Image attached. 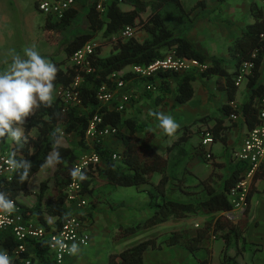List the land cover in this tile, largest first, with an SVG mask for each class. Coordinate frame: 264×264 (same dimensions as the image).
Wrapping results in <instances>:
<instances>
[{"label":"crops","instance_id":"0c3cea01","mask_svg":"<svg viewBox=\"0 0 264 264\" xmlns=\"http://www.w3.org/2000/svg\"><path fill=\"white\" fill-rule=\"evenodd\" d=\"M180 1L186 12H192L188 19L180 21L179 27L175 30L190 40L198 50L208 57L205 63L207 68L213 63V57L219 58L223 60L221 67L227 74H213L205 78L197 76L192 82L193 96L185 103H180L177 100L178 82L171 77L163 76L161 72L156 74L153 79H148L140 77L134 71V66H128L119 71V74L123 78L130 75V78L126 79L128 81L126 91L132 97L123 110L124 118L147 124L146 129L153 133L151 144L153 149L168 161L165 171L169 177V184L166 188L167 196L172 200L189 203L209 198L210 192L222 191L226 179L232 172L240 171V174H243L245 164L236 158V153L241 149L248 131L252 128L250 123L253 122V118L248 119L243 114V105L248 102L252 93L249 79L253 72L240 85L235 84L236 91L233 100L229 98L230 80L227 75L235 81L239 67V54L235 48L249 26L255 22L253 9H260L261 0H207L204 8H195L197 0ZM34 7L39 11L37 0L34 1ZM75 7L79 8L80 13L81 7L79 5ZM124 9L129 8L124 6ZM25 21L29 26L30 19L26 18ZM46 21L47 15L40 27L46 35H50L52 33L45 28ZM29 29L33 30L30 26ZM62 32L59 34L55 32L56 37L61 38ZM95 42L97 41L95 40ZM97 43L98 45L102 44V56H104V51L111 50V53L116 44L113 40L109 43ZM65 58L66 53L58 63L64 61ZM204 70L193 69L190 71L200 73ZM149 82L155 84L154 90L146 89V84ZM258 84L264 85V57L259 67ZM263 95H257L254 98V105L258 106L259 99ZM55 97H57L56 92ZM232 103L236 107L232 106ZM227 104L231 108V114H237V119H232L231 114L223 109V106ZM154 113L171 116L178 125L175 133L171 136L166 135L159 128V121L153 115ZM189 124L192 126L189 129L188 140L178 143L177 141L184 134V130L178 129ZM124 130L128 132L127 128ZM207 131L212 134L218 133V138L210 147L202 145L203 135ZM37 133V129H33L30 135L36 137ZM67 135L74 142L72 144L64 143L63 137H61L59 144L62 146L72 145L77 148L76 143L79 139L75 138L73 134ZM144 135V131L137 133L140 138H143ZM86 137L89 149H94L95 140ZM191 139H194L192 144L187 146ZM219 142L223 144L220 152L216 149ZM1 144L11 149L16 145L14 143L7 144L6 138L2 139ZM24 144L25 142L22 145ZM102 146L119 154L125 149L124 141L118 135L105 137L102 140ZM79 148L81 152L78 153V157L85 152L82 147ZM207 149H210L213 154L211 160H207L204 156ZM49 156L55 159V152H51ZM121 162V160L116 161L117 165H121ZM106 164V159L102 158L99 167H105ZM196 164L202 165L201 171L203 172H199L195 168ZM204 164L208 167L206 168ZM57 167V164L48 166L41 177H34L35 173L28 183L30 194L19 191L16 202L20 206L24 205L30 208L35 206L41 190V182L51 179L43 203L47 201L50 195L55 194L53 189L55 182L52 178ZM124 169L126 168L124 167ZM256 175L249 193V208L236 221L225 215L230 210L218 213L199 211L184 218H170L153 227L118 238H115V235L120 231V226H134L153 214L154 209L150 204L151 194H156V187L163 173L154 172L148 182L137 185L135 189H130L131 186L112 184L101 177L94 178L89 189L84 191L89 201L88 206L77 207L66 200V205L72 209L73 213L83 216L84 220L88 222L87 230L91 241L88 246L79 247V252L76 255L67 257L64 264H108L112 254L119 253L148 238L156 239L157 247L145 251L143 264H264V165ZM257 197L261 199L260 207L258 214L254 215V199ZM92 199L97 205L94 209L91 204ZM161 199L160 197L159 200ZM99 215L102 225L96 228L94 224ZM221 215L234 225L239 226L241 231L239 237L232 234L231 242L228 244L224 238L214 236L210 230L208 237L203 239L204 246L194 252L183 244H165V241L177 232L187 234L188 237H195L199 230L205 227L206 222L213 219V223H215ZM29 218L38 219L36 216ZM44 219L46 225L41 222L43 225L49 228L59 227L56 224L58 216L44 212ZM98 234L103 235V238L99 239ZM139 234L142 235L140 238H132ZM7 235L9 234L2 236L6 237ZM124 240L129 241L127 244H123ZM219 240L222 243H218ZM111 242H113L114 248L110 246ZM39 246L31 244L29 255L34 258L36 264H44V260L39 254ZM6 250L9 249L0 244V251Z\"/></svg>","mask_w":264,"mask_h":264},{"label":"trees","instance_id":"16d2710c","mask_svg":"<svg viewBox=\"0 0 264 264\" xmlns=\"http://www.w3.org/2000/svg\"><path fill=\"white\" fill-rule=\"evenodd\" d=\"M99 1L76 0L77 6L79 5L87 10L86 16L89 29L87 32L78 34L66 42L64 47L66 58L64 61L55 64L57 76L54 82V94L60 86L68 88L77 77H80L81 82L77 90L79 91L81 103L70 105L64 111V102L60 97H55L50 107L41 106L34 110L27 118V122L24 123V134L27 137L25 144L12 147V155L13 153L15 154L16 160H28L31 162L32 167L29 178L21 183L15 171L12 181L8 182L5 179H0V189L9 199L14 201H17L19 191L30 194L28 189L29 180L42 168V165H45V161L51 152L54 151L55 156L58 152L61 159L52 178L55 182L53 188L55 194L50 195L48 200L43 203L44 196L49 190L51 179L44 180L41 182V190L38 194L36 205L31 208L24 205H21V207L27 219L36 216L45 225L44 212L58 216L56 224L60 227L64 219L74 214L72 209L66 205L64 190L71 179L70 172L73 169V163L78 158L76 149L82 147L84 151L90 150L86 143L87 131L91 119L95 115H100L102 120L97 127L112 126L116 128V135L124 141L125 149L121 153V165H117L116 161L112 159L114 151L104 148L101 139H95L94 149L102 158L106 159L107 164L105 167H89L85 170L87 179L83 181V191H87L93 179L97 177L106 179L112 184L137 186L148 182L154 172L163 173L160 182L157 184L156 194H151L150 204L154 209L153 214L134 226H120V231L115 235V238L134 234L142 229L165 222L170 218H184L199 211L218 213L231 210L232 205L227 193L241 178L240 171L232 172L225 181L224 189L218 192H210L209 198L205 200L185 203L170 199L166 191L169 177L165 174L168 161L153 149L151 145L153 133L146 129L147 124L124 118L123 111L116 108V101L104 104L97 97L98 91L103 85L114 86L115 83L111 78L113 73L124 70L128 66L149 65L153 61L164 57L171 49H175L180 56L194 58L201 63H206L208 57L198 50L190 40L175 30L179 27L180 21L188 19L192 11L186 12L180 0H110L106 5V12L103 13L97 8ZM206 2L207 0H197L195 8L206 7ZM124 6L129 9H124ZM171 8L177 11L170 19L174 22L173 27L169 26L170 15L166 14V11ZM253 12L256 20L237 42L235 48V51L239 54V66L246 60L253 59L255 62L253 74L249 79L252 93L248 102L243 105V114L248 119L250 117L253 118V122L250 123L251 127L259 123L257 117L258 106L254 105V98L257 95L261 96L264 94V85L258 84L259 67L264 57V43L260 38L264 23L261 10L253 9ZM145 13L147 15L143 17ZM78 14L79 8L73 7L66 11L64 17L60 20L47 16L45 28L52 34H55V32L59 34L71 26ZM128 25L144 30L147 36L142 40L136 36L128 39L119 38L114 45L113 51L108 56L101 55L102 44L98 45L94 54L90 57V65L88 67L75 66L71 62V57L74 53L87 43L95 41L99 34L102 35V38H106L104 43H109L112 42V37L115 34ZM52 34L48 36L50 37ZM255 51H257V56L252 58V54ZM212 61L213 63L200 73L195 71L161 72L163 76L171 77L178 82L177 100L180 103H185L192 98L194 93L192 82L197 76L205 78L213 74H227L221 67L222 59L213 57ZM64 63L66 64L63 65ZM227 76L230 80L229 98L233 100L236 83L231 76ZM128 78H130V75H127L125 79ZM150 78L153 79V77ZM229 107L227 104L223 106V109L231 114V108ZM191 126L192 124H189L178 129L184 130V134L177 141L178 143L188 140ZM124 128H127L128 132ZM33 129L38 131L36 137L30 135ZM61 129H63L65 134H73L75 138L79 139L76 143L77 148L72 145L62 146L59 142H55L56 138L53 133L59 130L60 140L62 137ZM141 131L145 132L143 138L137 136V133ZM213 136L215 141L218 138V133L214 132ZM160 197L162 198L161 200H159ZM248 200L250 201V196ZM91 204L93 209L97 206L94 199H92ZM79 217L84 219L83 216ZM209 230L212 231L214 236L224 238L227 244L231 242L232 234L236 237L241 234L239 226L234 225V223L221 215L215 223H213V219L206 222L205 227L200 229L195 237H188L187 234L177 232L173 233L165 241V244H183L194 252L204 246L203 239L208 237ZM3 238L0 237V244H3L7 249L12 250L16 246V241L10 234ZM35 244L40 245L39 254L43 258L44 264H56L47 256L48 248L45 244L38 242ZM155 247H157L156 239L148 238L142 240L119 253L112 254L108 264H143L145 251ZM11 264H19V261L16 259Z\"/></svg>","mask_w":264,"mask_h":264},{"label":"built area","instance_id":"2783aa9c","mask_svg":"<svg viewBox=\"0 0 264 264\" xmlns=\"http://www.w3.org/2000/svg\"><path fill=\"white\" fill-rule=\"evenodd\" d=\"M110 0H100L97 8L101 12H106V5ZM76 0H37V8L39 12L47 16H52L55 20H60L64 17L66 11L75 7ZM260 10L262 12V21L264 23V0L260 2ZM136 28L133 25H128L112 38L114 42H117L119 38L128 39L135 36ZM260 38L264 43V29L260 33ZM98 43L92 41L87 43L84 47L77 50L71 57V62L75 66L90 65V57L94 54ZM257 51L252 54V58H256ZM207 68L205 63H201L199 60L180 56L175 49L169 50L164 57L159 58L149 65L133 67L134 71L144 78L154 77L159 72L163 71H175L185 72L193 69L204 70ZM255 68V62L253 59L246 60L240 64L235 76L236 85H240L249 75L252 74ZM114 81V86L105 84L103 85L97 94L98 100L101 103L109 104L117 102V110L123 111L131 100L132 95L127 93L126 86L127 80L120 76L119 72L111 75ZM81 82V78L77 77L72 85L68 88L60 86L57 91V97H60L64 102V111H66L70 105L80 104L79 91L77 87ZM155 84L149 82L146 84L147 90H154ZM234 107L236 105L232 103ZM232 119H237L236 113L231 114ZM100 115H95L90 122L87 136L92 139H101L105 137L116 135L117 129L112 126H104L98 128V124L101 122ZM258 125L252 127L243 142L241 149L236 153V158L245 164V168L241 178L228 191V198L232 205V209L225 213L233 221H236L241 214H243L249 207V193L253 180L264 165V95L259 99L258 104ZM214 143V136L210 131L205 132L202 139V145L210 147ZM12 156V149L0 145V179L6 181H12L15 171L9 168V158ZM206 159L211 160L213 154L210 149H207L204 153ZM112 159L117 161L122 159V155L114 152ZM102 157L95 150L90 149L81 154L73 163V168L79 167L85 172L89 167L96 168L101 163ZM0 192H3L0 189ZM64 193L66 200L72 205L77 207L88 206L89 201L83 191V182L79 180H73L72 177L65 187ZM14 201V200H13ZM15 211L11 214H5L0 212V237L4 234H10L16 246L12 250H6L5 252L10 258V262L19 261V264H36L33 257L29 255V246L31 244L43 243L48 248V256L50 260L56 264H64L65 259L70 255L67 254V250L61 252L58 248L53 246L55 239L63 240L68 246L75 243L78 248L86 247L90 244L91 237L88 233V222L80 218L79 215L73 214L63 220L60 227H47L43 225L38 219L25 217L22 207L16 202Z\"/></svg>","mask_w":264,"mask_h":264},{"label":"clouds","instance_id":"9594fccd","mask_svg":"<svg viewBox=\"0 0 264 264\" xmlns=\"http://www.w3.org/2000/svg\"><path fill=\"white\" fill-rule=\"evenodd\" d=\"M56 76V66L34 48H25L23 55L12 56L8 67L0 70V139L6 138L18 146L26 142L23 127L25 120L35 109L52 105ZM153 115L159 121V128L166 135L171 136L175 133L178 125L171 116L163 113ZM58 133L59 130L53 133L56 143L59 142ZM60 159L57 152L55 159L52 156L46 159L45 165L53 166L60 163ZM31 167L32 164L28 160H16L14 153L9 158V168L17 172L21 183L28 180ZM70 175L73 180L81 182L87 179L86 173L79 167L73 168ZM14 211V201L4 192H0V212L11 215ZM53 246L61 252L67 250L70 256L79 252L75 243L68 246L60 239H55ZM0 264H11L5 251H0Z\"/></svg>","mask_w":264,"mask_h":264},{"label":"rangeland","instance_id":"374dc122","mask_svg":"<svg viewBox=\"0 0 264 264\" xmlns=\"http://www.w3.org/2000/svg\"><path fill=\"white\" fill-rule=\"evenodd\" d=\"M34 1L35 0H0V70H4L8 67L13 55H23L24 49L29 47L37 50L49 62L53 64L55 62L58 63L65 57L64 46L66 42L78 34L87 32L89 29L86 10L81 7V11L73 22V24L64 32H62V37H56L55 34H52V36H50V39L49 36L43 32L42 27H40V24H43L45 21V15L35 9ZM171 9H168L166 11V14L170 15L168 24L170 27H173L174 22L170 19L173 17V14H175V12L177 11L176 9ZM146 15V13L143 14V17H145ZM26 18H29L31 21L29 23V26L33 29L31 30L32 32L30 31L29 26L25 21ZM135 36L142 40L147 36V34L144 30H141L136 27ZM96 41L99 43H104L106 41V38H102V35L99 34L98 38H96ZM110 51L111 50L104 51L103 55H109ZM61 131L63 142L72 144L74 140H72L69 135L65 134L63 132V129H61ZM193 140L194 139H191L189 143H187V146L188 144H192ZM1 142L2 139H0V143ZM6 143L9 145L13 144V142L8 139H6ZM78 148L76 149L77 153H80L81 149ZM222 148L223 144L222 142H219L216 146V149L220 152ZM204 166L206 168L208 167V165L206 164H204ZM47 167L48 166L46 165L42 167L34 177L43 176ZM201 167V164L195 165V168L199 170V172H203L201 171ZM135 187L136 186H131L130 189H135ZM260 200L261 199L258 197L254 199V215L258 214ZM101 225L102 224H100L99 215L97 222H95L94 224V227L97 228ZM141 236L142 235L139 234L135 237L133 236L132 238H140ZM97 237L99 239H102L103 235L98 234ZM128 241L129 240H124L123 244H127ZM218 243L222 242L219 240ZM110 246L114 248L113 242L110 243Z\"/></svg>","mask_w":264,"mask_h":264}]
</instances>
